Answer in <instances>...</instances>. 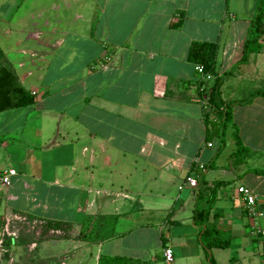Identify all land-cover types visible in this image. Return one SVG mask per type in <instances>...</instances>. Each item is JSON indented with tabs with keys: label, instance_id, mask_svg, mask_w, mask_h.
<instances>
[{
	"label": "crops",
	"instance_id": "0c3cea01",
	"mask_svg": "<svg viewBox=\"0 0 264 264\" xmlns=\"http://www.w3.org/2000/svg\"><path fill=\"white\" fill-rule=\"evenodd\" d=\"M258 1L0 0V48L34 93L31 106L0 113V174L16 172L0 187V264H207L193 207L197 189L218 182L210 222L229 245L212 249L215 263L264 264V236L249 234L236 194L244 185L264 201V174L252 172L264 171V97L232 107L227 154L208 168L219 146L204 140L207 99L187 61L192 43H217L221 100L264 92V32L238 65ZM234 134L246 152L235 161ZM195 162L202 183L179 190ZM87 215L116 217L117 236L80 240ZM25 220L71 227L16 245Z\"/></svg>",
	"mask_w": 264,
	"mask_h": 264
},
{
	"label": "trees",
	"instance_id": "16d2710c",
	"mask_svg": "<svg viewBox=\"0 0 264 264\" xmlns=\"http://www.w3.org/2000/svg\"><path fill=\"white\" fill-rule=\"evenodd\" d=\"M263 23H264V0H259L256 7L254 17L250 21L247 30L246 40L243 45L242 57L238 65L247 62L251 54L259 53L262 47L263 39ZM179 25V23H178ZM217 43L194 42L190 45L187 61L194 66H200L202 79V93L199 92L198 97L205 98L206 103L203 105V121L206 125L205 142L213 140L219 141V147L214 160L209 164L210 168L216 157L225 148V131L232 121L231 109L238 104H248L254 98L264 97V92L256 91L252 95L241 102L224 103L220 97V87L222 79L218 77L217 65ZM203 101V100H202ZM34 103V97L19 82L11 62L0 48V113L21 109L31 106ZM233 138L236 142V152L232 157L241 160L245 157L246 152L241 144L238 135L234 134ZM257 174H264V171L252 170ZM203 174L198 180V186L202 183ZM218 182L212 188L197 189L195 202L193 207L192 223L198 230V243L206 253L207 264H216L212 257V249H225L228 247V241L224 240L221 232L217 229L213 222H210L212 204L216 199V191L221 186ZM30 219V218H29ZM32 219V218H31ZM117 218L114 216H91L87 215L83 219L78 238L86 243H99L116 237L115 225ZM71 225L47 221L45 223V232L49 230H64L67 232ZM40 241V240H39ZM34 239L28 235H20L15 241L16 245L31 244ZM10 245V240L5 242ZM97 264H152L150 261H142L122 256H105L101 255Z\"/></svg>",
	"mask_w": 264,
	"mask_h": 264
},
{
	"label": "built area",
	"instance_id": "2783aa9c",
	"mask_svg": "<svg viewBox=\"0 0 264 264\" xmlns=\"http://www.w3.org/2000/svg\"><path fill=\"white\" fill-rule=\"evenodd\" d=\"M195 71L198 74L202 73L200 66H195ZM34 95V93H32ZM208 147L211 144H207ZM195 170L184 178L183 185L179 187L182 190L185 186L196 189L198 180L206 170L203 164L198 162L194 163ZM16 174L15 170L7 169L0 174V187H8L11 183V178ZM236 194L240 201L243 213L249 222V234L251 236H264V226L261 221L264 220V201L258 200L256 195L246 186L239 185L236 188ZM165 262H171L173 259V252L171 249L166 248L163 252Z\"/></svg>",
	"mask_w": 264,
	"mask_h": 264
},
{
	"label": "rangeland",
	"instance_id": "374dc122",
	"mask_svg": "<svg viewBox=\"0 0 264 264\" xmlns=\"http://www.w3.org/2000/svg\"><path fill=\"white\" fill-rule=\"evenodd\" d=\"M11 12L10 9H6V13L9 14ZM1 26V25H0ZM1 30V29H0ZM2 32V31H0ZM10 61L12 62V64L14 63V59L10 57ZM14 65V64H13ZM215 143V147L213 148V150L215 151L216 148L219 146V141L218 140H213ZM227 154V150H224L221 152V157H224ZM235 160H238L237 157H232ZM231 161H233L231 159ZM215 162V161H214ZM22 229L21 231H23V235H28L30 238L34 239V241L39 242L49 239L51 236H54L53 234L49 233L48 231L45 232V223H40L39 221H32V220H25L23 225H22ZM59 236H62V234H58ZM17 264V263H16ZM18 264H22V263H18ZM87 264H93V262L88 261Z\"/></svg>",
	"mask_w": 264,
	"mask_h": 264
}]
</instances>
